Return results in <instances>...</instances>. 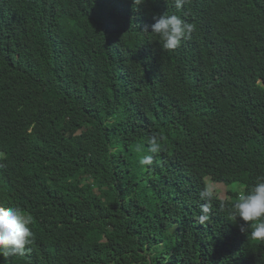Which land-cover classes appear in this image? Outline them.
<instances>
[{
  "label": "trees",
  "instance_id": "trees-1",
  "mask_svg": "<svg viewBox=\"0 0 264 264\" xmlns=\"http://www.w3.org/2000/svg\"><path fill=\"white\" fill-rule=\"evenodd\" d=\"M165 13L194 26L174 50ZM0 148L34 233L0 264H264L238 200L198 219L206 179L264 176V0H0Z\"/></svg>",
  "mask_w": 264,
  "mask_h": 264
},
{
  "label": "clouds",
  "instance_id": "clouds-1",
  "mask_svg": "<svg viewBox=\"0 0 264 264\" xmlns=\"http://www.w3.org/2000/svg\"><path fill=\"white\" fill-rule=\"evenodd\" d=\"M184 2L185 0H175V7L181 8ZM196 9L199 11L206 10L205 5L196 6ZM153 19L155 22L151 25V33L158 37L162 48L165 50H174L179 47L182 39L194 30L192 24L175 14L165 13L154 16ZM149 143L150 152L159 150L160 145L157 138H152ZM0 151H2L1 148ZM152 163L153 157L151 155H144L139 160L141 166ZM211 197L212 194L207 189L200 193V198L205 201L200 206L201 214L198 217L201 224L209 219ZM229 215L233 219L239 218L245 222L240 226L242 232L245 225L252 222L251 237L255 240H264V176L257 177L255 184L239 196L238 202L232 206ZM30 224L31 217L23 215L19 209L0 206V256L7 257L24 253L26 245L33 242L34 233L29 227Z\"/></svg>",
  "mask_w": 264,
  "mask_h": 264
},
{
  "label": "rangeland",
  "instance_id": "rangeland-1",
  "mask_svg": "<svg viewBox=\"0 0 264 264\" xmlns=\"http://www.w3.org/2000/svg\"><path fill=\"white\" fill-rule=\"evenodd\" d=\"M206 182L210 192L218 196L220 199H225V198H230L234 200L239 199V197H237L238 187H239L238 184L226 186L224 184L215 183L210 179H207ZM2 188L6 189V186L3 185ZM230 192H232L231 195H229Z\"/></svg>",
  "mask_w": 264,
  "mask_h": 264
}]
</instances>
